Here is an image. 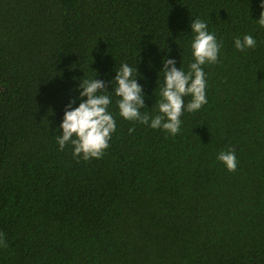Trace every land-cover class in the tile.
<instances>
[{
	"label": "trees",
	"instance_id": "obj_1",
	"mask_svg": "<svg viewBox=\"0 0 264 264\" xmlns=\"http://www.w3.org/2000/svg\"><path fill=\"white\" fill-rule=\"evenodd\" d=\"M259 11L257 0H0V264H264ZM195 17L222 47L203 66L207 103L175 135L124 119L109 92L103 155L59 148L79 80L107 82L121 63L137 67L141 113L155 115L162 57L187 70ZM244 34L257 43L239 51ZM228 150L233 171L217 159Z\"/></svg>",
	"mask_w": 264,
	"mask_h": 264
},
{
	"label": "clouds",
	"instance_id": "obj_2",
	"mask_svg": "<svg viewBox=\"0 0 264 264\" xmlns=\"http://www.w3.org/2000/svg\"><path fill=\"white\" fill-rule=\"evenodd\" d=\"M259 16L255 18L260 27H264V0H257ZM254 19V18H253ZM190 40L192 60L185 68L177 67L175 57H162L163 83L159 88L160 99L157 101L156 114L149 116L141 113L145 105L143 86L137 82L140 75L137 67L127 62L115 68V75L109 80L90 78L79 80L78 94L70 97L64 106L63 116L58 125L61 135L56 137L57 144L62 150L67 144L72 146L74 156L87 160L99 158L108 147L111 134L116 129V120L109 105L112 103L111 92L119 99L116 105L119 115L126 120H138L152 129H163L175 135L180 130L181 115L184 111L199 110L207 103V79L204 71L205 64L217 62L222 43L214 32L209 31L207 22L199 17L190 20ZM256 39L251 34H244L233 40L234 47L243 51L254 48ZM108 84H111L109 90ZM191 99L185 103V97ZM77 100L79 101L77 103ZM75 105V106H74ZM131 131V129H130ZM217 159L229 171L236 168L234 151H220ZM0 238V246L3 245Z\"/></svg>",
	"mask_w": 264,
	"mask_h": 264
}]
</instances>
